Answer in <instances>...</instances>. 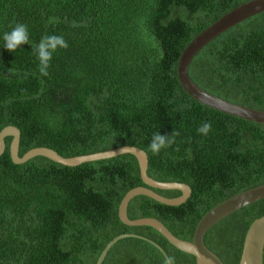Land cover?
I'll return each mask as SVG.
<instances>
[{"label":"trees","instance_id":"obj_1","mask_svg":"<svg viewBox=\"0 0 264 264\" xmlns=\"http://www.w3.org/2000/svg\"><path fill=\"white\" fill-rule=\"evenodd\" d=\"M253 0H0V132H20L19 157L49 148L63 158L136 147L147 176L182 183L191 195L179 206L137 196L130 220L153 218L191 241L206 212L264 185V126L205 107L181 88L176 73L187 45L222 16ZM27 25L29 43L3 48V34ZM44 35L67 49L54 53L42 76L34 53ZM191 81L232 104L264 112V12L210 40L191 60ZM211 123L207 135L197 130ZM177 132L153 155L154 133ZM11 138L0 156V264H196L151 227L118 218L122 198L144 186L129 154L65 167L44 157L15 165ZM168 199L177 190H153ZM264 216V199L219 221L204 244L223 264H238L245 234ZM264 264V253H263Z\"/></svg>","mask_w":264,"mask_h":264},{"label":"water","instance_id":"obj_2","mask_svg":"<svg viewBox=\"0 0 264 264\" xmlns=\"http://www.w3.org/2000/svg\"><path fill=\"white\" fill-rule=\"evenodd\" d=\"M264 12V0H253L240 5L228 14L222 16L195 39H193L179 56L176 73L178 82L183 91L199 104L209 109L241 119L247 122L264 126V112L249 109L240 105L221 100L198 86L188 76V67L195 55L212 39L239 24L240 22ZM10 137L9 155L15 165L24 164L32 158L44 157L56 164L65 167H76L84 163L112 159L121 155H132L138 164L140 179L144 186L131 189L122 198L118 207V218L126 226L130 227H151L160 233L175 249L191 255L195 258L196 264H223L204 244V236L207 231L222 219L231 215L243 207L264 199V185L249 189L238 195L214 206L198 222L192 240L183 241L176 238L159 221L153 218L130 220L127 216L129 202L137 196L148 197L166 206H179L187 201L191 195V189L182 183H159L147 176L148 158L145 152L136 147H120L107 152L95 153L85 156L63 158L54 150L49 148H35L19 157L20 132L17 128L9 126L0 132V156L5 151V139ZM177 190L181 192L180 197L168 199L155 193L153 190ZM125 238H144L135 235H120L111 240L101 252L96 264H102L108 251L116 242ZM264 253V216L254 220L248 227L244 237L242 251L238 264H263Z\"/></svg>","mask_w":264,"mask_h":264},{"label":"clouds","instance_id":"obj_3","mask_svg":"<svg viewBox=\"0 0 264 264\" xmlns=\"http://www.w3.org/2000/svg\"><path fill=\"white\" fill-rule=\"evenodd\" d=\"M3 48L8 52H15L22 45L29 43V33L27 25L16 24L9 32L3 34ZM68 43L59 35H44L39 43L34 48V53L38 60L39 72L42 76L48 75V68L50 61L53 58L54 53L58 49H67ZM211 130V123L204 122L202 126L197 130L202 135H207ZM179 135L177 132H171L170 134L163 135L160 132L153 134L151 142L148 145V150L153 155H158L162 149L170 147L175 141L174 137ZM163 264H175V258L167 256Z\"/></svg>","mask_w":264,"mask_h":264}]
</instances>
